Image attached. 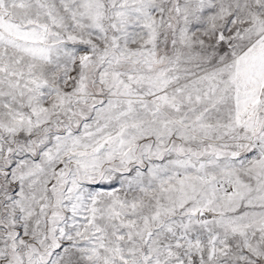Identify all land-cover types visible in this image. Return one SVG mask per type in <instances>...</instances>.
I'll return each instance as SVG.
<instances>
[{"label":"snow or ice","instance_id":"6c2138e0","mask_svg":"<svg viewBox=\"0 0 264 264\" xmlns=\"http://www.w3.org/2000/svg\"><path fill=\"white\" fill-rule=\"evenodd\" d=\"M0 264H264V0H0Z\"/></svg>","mask_w":264,"mask_h":264}]
</instances>
